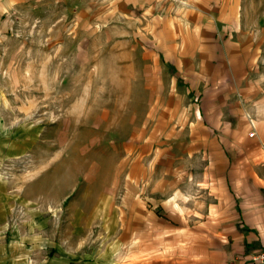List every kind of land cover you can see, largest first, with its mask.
<instances>
[{
	"label": "crops",
	"instance_id": "crops-1",
	"mask_svg": "<svg viewBox=\"0 0 264 264\" xmlns=\"http://www.w3.org/2000/svg\"><path fill=\"white\" fill-rule=\"evenodd\" d=\"M97 1L54 0L72 10V26L52 29L48 52L59 68L103 82L76 98L64 130L78 129L82 155L99 158L120 237L134 239L137 255L159 254L156 264H264L253 260L264 253L255 0ZM48 4L0 0V39L14 12Z\"/></svg>",
	"mask_w": 264,
	"mask_h": 264
},
{
	"label": "rangeland",
	"instance_id": "rangeland-1",
	"mask_svg": "<svg viewBox=\"0 0 264 264\" xmlns=\"http://www.w3.org/2000/svg\"><path fill=\"white\" fill-rule=\"evenodd\" d=\"M255 4L264 15V0ZM71 13L54 0L16 11L0 39V264H156L159 254L137 255L134 239L120 237L99 158L82 155L78 129L64 130L76 98L103 85L48 52L49 33L71 28Z\"/></svg>",
	"mask_w": 264,
	"mask_h": 264
},
{
	"label": "built area",
	"instance_id": "built-area-1",
	"mask_svg": "<svg viewBox=\"0 0 264 264\" xmlns=\"http://www.w3.org/2000/svg\"><path fill=\"white\" fill-rule=\"evenodd\" d=\"M255 262H263L264 263V253H260L259 255L253 258Z\"/></svg>",
	"mask_w": 264,
	"mask_h": 264
}]
</instances>
